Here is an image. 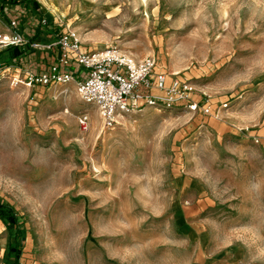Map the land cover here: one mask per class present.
Listing matches in <instances>:
<instances>
[{
  "label": "rangeland",
  "instance_id": "1",
  "mask_svg": "<svg viewBox=\"0 0 264 264\" xmlns=\"http://www.w3.org/2000/svg\"><path fill=\"white\" fill-rule=\"evenodd\" d=\"M37 1L0 8L1 50L31 24L70 30L151 56L209 111L144 106L106 125L73 81L11 83L41 50L2 51L0 201L18 264H264V0ZM15 239L0 218V264Z\"/></svg>",
  "mask_w": 264,
  "mask_h": 264
},
{
  "label": "built area",
  "instance_id": "2",
  "mask_svg": "<svg viewBox=\"0 0 264 264\" xmlns=\"http://www.w3.org/2000/svg\"><path fill=\"white\" fill-rule=\"evenodd\" d=\"M15 25V20L10 21ZM17 25V24H16ZM8 43L26 45L27 50H41L52 56L42 68L23 70L11 76V83L49 85L73 81L82 101L95 105L106 125H112L123 113L144 106H181L191 110L209 111L191 95L192 87L175 74L170 78L155 67L151 56L134 59L115 45L94 50L81 46L70 30L52 34L49 40L39 41L23 36L14 29ZM88 116L77 115L81 129L87 128ZM254 141H258L256 136Z\"/></svg>",
  "mask_w": 264,
  "mask_h": 264
},
{
  "label": "trees",
  "instance_id": "3",
  "mask_svg": "<svg viewBox=\"0 0 264 264\" xmlns=\"http://www.w3.org/2000/svg\"><path fill=\"white\" fill-rule=\"evenodd\" d=\"M24 3L30 5L31 7L38 9L39 3L37 0H0V8L3 7L5 4H18ZM38 29V25L36 26V30ZM26 45H17L13 43H8L2 50L0 49V53L2 51H6L7 56L6 60H14L19 57L21 54L24 53ZM0 63V67H2ZM0 218L4 221L5 225L11 227L15 231L16 239L9 243V250L11 251V259L12 264H18V256L20 250V242H19V226L16 217V212L13 207L7 202L0 201Z\"/></svg>",
  "mask_w": 264,
  "mask_h": 264
},
{
  "label": "crops",
  "instance_id": "4",
  "mask_svg": "<svg viewBox=\"0 0 264 264\" xmlns=\"http://www.w3.org/2000/svg\"><path fill=\"white\" fill-rule=\"evenodd\" d=\"M17 26H18V28H20V23H17ZM31 26L36 29V25L35 24H31ZM51 36H52L51 32L46 31L44 34H42L41 31H39L37 29L36 32H32L31 33V37H29V36H27V37L31 38V39H36V40H39V41H47V40L50 39ZM51 59H52L51 55H48L46 52L41 51V56H38L36 64L25 65V66H22V67L16 66V68H14L15 69V74H16L17 71L22 73V71L26 70V69L34 70V69L42 68Z\"/></svg>",
  "mask_w": 264,
  "mask_h": 264
}]
</instances>
